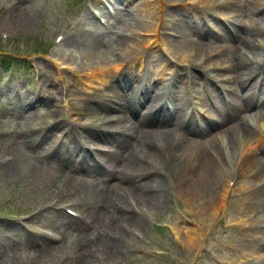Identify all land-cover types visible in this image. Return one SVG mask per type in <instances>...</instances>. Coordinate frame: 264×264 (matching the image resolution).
<instances>
[{
  "label": "rangeland",
  "instance_id": "374dc122",
  "mask_svg": "<svg viewBox=\"0 0 264 264\" xmlns=\"http://www.w3.org/2000/svg\"><path fill=\"white\" fill-rule=\"evenodd\" d=\"M103 1L113 6L112 0H0V56L12 55L18 58L15 60L17 72L12 77L0 67V73L3 74L0 75V264H81L84 259V264H264V235L259 236L264 231V223L255 226L260 220L264 221V217L258 220L264 206L259 198L255 202L252 193L247 192L248 185L252 184L249 179L242 177L236 183L231 180L226 208L213 209L207 206L212 186L202 188L198 181L193 180L187 182V191H180L172 176L173 167L164 158H160L159 163L161 170L167 172L163 180L166 201L163 209L155 210L144 198L138 197L133 199L135 209L127 207L128 195L122 185L117 189L126 201L124 206L127 209L124 208V212L127 216L119 217L114 227L105 229L108 203L102 194L109 191L108 186L114 182L106 171L111 165H116L117 169L122 168L119 162L114 161L120 156L121 148L113 141H108L112 135H106V140L105 137L90 138L83 134L94 143L101 140L98 147L113 146L114 151L108 153L107 150L103 152L93 149L105 164L82 161L77 157L78 142L66 137V131L62 129L66 123L64 121L106 126V121L114 119L115 113L106 109L90 110L91 101L85 98L100 96L114 89L104 88L103 92H99L98 83L90 88L84 79H80L83 75L74 72L75 64L63 61L55 53L56 50L66 54L71 51L72 42L68 41L69 37L65 43H59L66 32V35L72 31V34L80 32L82 34H79V39H83V30L91 28L95 23L106 24V21L102 23L97 17L95 19L89 11H100L104 6ZM113 1L115 6H123L122 0ZM129 1L127 4L130 5ZM222 3L224 6L220 7V12H224L225 17L230 18L235 10L240 17H247L240 9L238 0L236 4ZM186 10L184 14L188 12ZM206 10L198 12L196 9V13L189 17L195 22L199 21L201 28L206 24L212 28L210 32L216 29L218 34L225 35L227 30L212 16L213 11ZM106 15L105 18L100 16L101 19L110 17L109 21L114 20L111 15ZM201 15L205 18L203 21ZM178 17L177 13L170 11L167 25L178 21ZM236 20V26L245 22L239 21L240 18ZM261 25L264 28V24ZM169 31L176 33L172 28ZM140 36L153 42L152 50L149 49L153 54H156L158 46L164 47L161 40L154 42L155 34L147 32ZM147 55L142 60L145 64ZM48 60H51L50 64ZM172 64L175 65L174 62ZM58 66L61 73L57 72ZM178 66L184 68L181 63ZM193 66L186 65L185 71L193 74ZM148 68V76L156 71L153 66ZM222 72L225 71L213 73ZM116 75H111L116 77L115 81L120 78ZM160 77L156 75L155 81ZM164 77L168 78L169 74ZM177 77L184 79L183 76ZM140 84L141 81L137 79L128 86L117 82L113 86L131 91ZM143 84L147 85L145 82ZM248 87L251 88L250 84ZM209 88L213 90L211 97L219 100L221 89ZM46 89L47 92L53 90V94L47 93ZM203 93L201 90L197 95L200 96L198 106H203ZM160 102V99L154 101L155 104ZM56 108L59 110L52 113ZM217 128H221V125ZM113 133L120 138L117 130ZM232 137L236 141V136ZM214 142L220 148V139ZM242 147H239L240 150ZM235 154L237 160L241 151L237 150ZM63 158H72L71 181L66 176L58 177L47 165V160L59 161ZM150 166H142L127 173L132 181L139 182L152 170ZM83 169H92L94 172L85 175ZM228 169L229 173L236 171V167ZM199 188V192L195 191ZM187 192L193 195L186 196ZM68 208L74 214L68 212ZM254 214L259 217L255 218ZM98 233L106 235L114 251L109 252L100 244L91 245L86 259L84 242ZM186 233L195 237L193 241L188 239ZM48 244L53 245L54 249L47 254L41 253L40 249Z\"/></svg>",
  "mask_w": 264,
  "mask_h": 264
},
{
  "label": "bare ground",
  "instance_id": "6f19581e",
  "mask_svg": "<svg viewBox=\"0 0 264 264\" xmlns=\"http://www.w3.org/2000/svg\"><path fill=\"white\" fill-rule=\"evenodd\" d=\"M128 1L122 0L123 6L113 7L111 16V18L114 17L113 21H109V17L105 25L95 23L91 28L83 30L84 40L79 39V34H82L80 32L72 34L74 31H69L71 32L69 36L66 32L59 43H65L69 37L70 40H67L72 42L71 51L67 54L64 51H55L63 61L75 64L74 72L83 75L80 79H84L85 83L91 86L90 88H94L93 85L98 83L97 88L102 84L106 88L114 89L111 92L99 94L100 96H86L85 99L91 101L93 108L90 106V110L104 109L105 111L106 109L115 113L111 124L118 131L117 135H120V138L111 132L110 135L113 137H109L108 140L106 135L96 132L91 125L83 124L78 119L80 121L78 124L64 121L66 123L62 129L66 131V137L69 136L71 141H73L71 138L76 140L79 134H86L90 138L105 137L106 140L113 141L118 148H121L120 156L114 161L119 162L122 168L117 169L116 165H111L106 171L114 182L108 186L109 191L102 194L108 203L104 220L105 229L114 227L119 217L127 216L124 208L135 209L136 203L133 201L135 197L144 198L155 210L166 205L163 180L167 173L160 168V158H164L172 165V176L180 191H184L187 182L191 183L193 180L198 181L202 188L211 185L212 191L210 198L207 199V206L213 209L226 208L230 196L227 191L232 177L237 180L242 177L249 179L252 184H247V192L252 193L255 202L259 198L264 206V103L253 104L251 96L257 82L264 86V28L261 25V23L264 24V6H262L264 1L238 0L240 9L247 17H240L238 11H232L234 9L231 13L234 17L240 18L239 21H245V24L234 25L232 31L225 35L210 32L204 24L201 28L199 21L195 22L193 18H190L193 13H196V9L200 12L207 8L214 13L219 7V0H130V5L127 4ZM132 2L136 3L132 4ZM234 3L236 4L237 0ZM186 9L189 13L184 14ZM170 11L177 13L179 19L167 25V15ZM94 18L96 19V16ZM162 28L167 30L163 31ZM170 28L176 31V35L172 33L174 31H169ZM147 32L155 34L154 42H160L159 40L163 42L164 47L158 46V49H155L156 54L149 51V49L152 50L153 42L150 43L148 38L140 36ZM146 53L148 55L145 64L142 60ZM50 62L51 60H48L49 64ZM178 62L184 68H179ZM191 64L194 65L193 74L185 71L186 65ZM196 65L201 67L202 71ZM151 66L156 68V71L148 77L146 69ZM170 68L172 70L167 72ZM56 69L59 73V66ZM214 71L225 72L218 74L213 73ZM202 73L205 77H202ZM112 74H118L119 80L115 81L116 77L113 78ZM166 74H169V77L165 79ZM156 75H161L157 81H155ZM217 75H224L223 79L228 82L226 87L230 89L231 96L234 95V97H228L230 91L225 90L221 102L226 111L218 109L222 107V104L212 107L214 111L221 112L215 116L219 119L207 118L202 113L195 116L194 106L190 101H183V97L191 92L189 80L199 93L197 84L208 83L213 79L212 77H218ZM177 76H183L184 79ZM137 79L139 81L143 79V82L147 83L144 89L148 92V97L145 94L135 97L140 86L131 91L113 86L115 82L128 86ZM171 86V93L167 95L166 90ZM52 92L48 90L47 93L52 95ZM157 99L161 100L160 104L154 103ZM166 100L171 103V106L166 103ZM212 108H206V113L213 114ZM56 110L59 108L53 109L52 113ZM186 110L190 112L187 113ZM188 114L190 115L187 116ZM220 125L221 128H217ZM232 135L236 136V141ZM216 139H220V148L214 142ZM227 139L229 141H226L224 145L223 141ZM239 142L244 143L241 150ZM237 150L241 151V156L236 160ZM71 160L72 158H63L59 161L47 160V165L58 177L66 176L71 181ZM234 161L238 167L237 175H232L228 169L232 168ZM149 165H152L150 166L152 170L141 181L134 182L130 179L128 171L134 172L142 166ZM83 172L87 175L94 171L83 169ZM120 186L126 189L127 207L124 206L126 201L117 189ZM199 190L200 188L195 189L197 192ZM187 193L186 196L193 195ZM259 216L258 220L264 217V207ZM260 221L259 224L256 222V227L264 223ZM186 234L188 239L193 241L195 237ZM262 235L264 231L259 236ZM106 239L105 234L98 233L97 236L94 235L86 240L84 257L88 259L91 245L100 244L109 252L114 251ZM53 249L54 246L48 244L43 246L40 252L47 254ZM84 261L81 264H84Z\"/></svg>",
  "mask_w": 264,
  "mask_h": 264
},
{
  "label": "trees",
  "instance_id": "16d2710c",
  "mask_svg": "<svg viewBox=\"0 0 264 264\" xmlns=\"http://www.w3.org/2000/svg\"><path fill=\"white\" fill-rule=\"evenodd\" d=\"M8 57H10V59L13 58V57H11V56H8ZM0 61H2V63H3L5 66H7V64H8V60L2 58Z\"/></svg>",
  "mask_w": 264,
  "mask_h": 264
}]
</instances>
